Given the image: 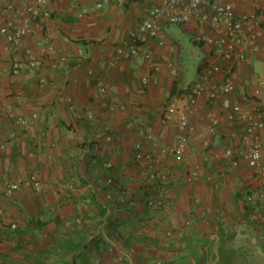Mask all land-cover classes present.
Returning <instances> with one entry per match:
<instances>
[{"label": "crops", "instance_id": "obj_1", "mask_svg": "<svg viewBox=\"0 0 264 264\" xmlns=\"http://www.w3.org/2000/svg\"><path fill=\"white\" fill-rule=\"evenodd\" d=\"M158 1L125 0L123 4H109L93 14L77 17L78 9L89 4V0H49L47 7L52 11L51 17L34 22L33 34L26 36L23 42L36 54L39 40L53 44L54 49L43 57L40 70L11 75L0 69V146H3L0 147V179H15L32 172L43 182L38 190L21 187L9 196L2 195L0 185V208L4 212L1 242L17 248L25 243L29 248L34 247L35 244H29L30 238L15 233L34 224L23 222V214H39L41 218L49 208L53 210L60 205L62 221L73 223L74 218L82 217L92 223L95 219L90 216L101 212L103 224L113 225L112 213L105 209L101 200V197L104 199L102 164L110 160L115 169L124 174L123 181H117L120 188L132 187L127 191L137 193L135 198L142 200V209L146 212L157 210L144 205L148 193L161 195V189L164 193L169 191L162 195L164 206L158 211L169 221L163 219L165 228L174 232L169 238L174 249L172 263L264 262V199L256 198L264 176L257 181L258 176H253L250 168L231 167L218 154L225 145L237 141V126L225 120L219 106L216 110L220 123L212 137L221 136L222 143L213 147L212 152L217 153L202 155L201 142L208 138L211 110L204 96L198 99L189 117L195 131L188 140L184 160L174 163L171 156L160 155L159 167L168 174L165 186L160 188L157 182L143 186L146 182L142 179H146L147 171L134 159V143L141 141L142 148L152 153H157L161 147L173 146L176 116L162 122L165 99L169 94L181 107L185 103L183 96L187 84L195 79L200 66L211 60L209 48L195 39L193 22L183 25L164 22L163 45L140 34L141 42L151 51L149 62L118 59L114 65H109L113 50L142 19L144 8ZM217 1L231 3L236 13L256 12L264 20V0ZM10 56L0 37V66ZM151 62L158 64L160 69L146 86H142L140 79L148 73ZM171 65L175 68L174 74ZM88 68L92 69L91 75L87 73ZM235 71L237 90L232 93V99L239 96L238 87H244L250 96L256 97L257 76L264 71L263 53L248 52L246 61L235 64ZM189 72L192 76L186 80ZM37 73L48 78V84L42 89L37 86ZM215 77H221L219 72ZM95 78L114 86L115 93L109 101L123 105L122 108L107 110L96 95ZM65 98L73 104V110L68 108ZM86 110L94 112V126L86 120ZM33 113H37L36 118L31 117ZM17 116L26 118L24 126L14 122ZM146 125L152 128L150 139L144 138L139 131ZM106 132L112 136L109 142L102 137ZM261 139L264 163V134ZM180 164L184 167L176 168ZM192 168L200 172V179L189 182L185 179L186 171ZM226 170L233 174H224ZM206 173L212 174V182L204 180ZM248 194H252L253 203L246 200ZM135 206H139L137 200ZM182 215L184 221L191 218L190 225L178 224ZM150 217L156 216L145 214L143 219L145 222L158 221V218L148 220ZM10 221L17 222L14 231L7 228ZM88 224L77 227L82 229ZM6 232L16 236L8 237ZM210 244L214 250L209 255ZM4 252L0 250V262ZM12 264L31 263L17 259Z\"/></svg>", "mask_w": 264, "mask_h": 264}, {"label": "built area", "instance_id": "obj_2", "mask_svg": "<svg viewBox=\"0 0 264 264\" xmlns=\"http://www.w3.org/2000/svg\"><path fill=\"white\" fill-rule=\"evenodd\" d=\"M89 4L81 6L77 11V17L93 14L109 4H123L125 0H89ZM49 0H0V37L5 43V48L11 56L8 61L0 66L1 71L11 75L21 73H35L43 64V57L52 52L54 46L50 42L39 40L38 53H34L23 42L26 36L33 34L32 24L44 18H49L52 11L47 7ZM183 25L189 22L195 24V39L209 48L211 60L204 62L197 71L196 77L185 88V103L178 107L175 97L167 95L161 116L162 122H167L173 115L176 116V131L174 133V144L171 147H161L157 153L145 151L141 141L134 143V159L141 162L146 168V177L150 182L160 184L167 182V171L161 167L160 155L171 156L174 163H181L185 158L188 140L195 131L189 117L198 103V99L204 96L210 104L211 111L208 118V138L201 142V148L208 153L212 152L211 138L217 132L219 118L216 106L224 112L225 120L230 125L237 126V141L225 145L218 153L227 163L234 168L244 165L250 168L259 178L264 175L262 134H264V71L257 76V95L250 96L244 87L239 88V96L233 100L231 95L237 90L235 64L247 60L248 52H262L264 55V20L256 12L236 13L231 3L217 0H160L148 4L144 8L142 19L128 32L125 41L113 50L109 65H114L118 59L148 61L151 60V51L148 46L141 42L140 34H145L153 39L158 45H163L161 36L163 23ZM63 58L62 60H65ZM171 67V73L175 68ZM160 66L150 63L149 71L142 76L140 83L146 86L150 79L159 71ZM221 77L217 79L216 73ZM88 75L92 69H87ZM37 86L42 89L48 84V78L44 74L37 73ZM93 84L96 95L108 111L112 112L123 105H116L109 101V97L115 93L113 85L101 78H95ZM68 108L74 109L69 99ZM37 117V113L31 115ZM85 118L91 126L96 124V117L92 110L85 111ZM26 118L17 116L14 122L19 126L26 124ZM239 129V130H238ZM140 134L151 138L152 128L146 125L141 128ZM105 141H111L109 132L103 133ZM3 147V146H0ZM103 177L101 186L106 200H113L118 195L119 200L125 201V196L117 192L120 190L118 178L122 177V171H117L110 160L102 164ZM185 179L189 182L200 179V172L196 168L186 171ZM206 182H212L210 173L204 174ZM2 195L9 196L21 187H30L35 190L43 186L41 179L30 172L15 179L1 178ZM256 198L264 199V181L256 193ZM249 203H253L252 194L246 196ZM165 198L162 194L148 193L144 198V205L148 208L162 210ZM135 205L136 200L129 202ZM109 212L110 206H105ZM4 214L0 208L1 218ZM86 221L82 217H76L73 223L82 226ZM158 222V221H157ZM71 222L64 220L63 224L68 226ZM186 225L191 224V219H185ZM7 228L14 231L17 228L15 221H10ZM142 234L147 235L146 229L142 228ZM173 230L165 228V238H172ZM150 236L152 234H149ZM156 235V234H155ZM95 234H90L88 240H92Z\"/></svg>", "mask_w": 264, "mask_h": 264}, {"label": "rangeland", "instance_id": "obj_3", "mask_svg": "<svg viewBox=\"0 0 264 264\" xmlns=\"http://www.w3.org/2000/svg\"><path fill=\"white\" fill-rule=\"evenodd\" d=\"M199 59L200 56L195 60L194 68L197 66ZM188 74L186 80H189L192 76V72ZM221 140L222 137L219 135L212 137L210 147L219 146L222 143ZM201 151L204 150L201 149ZM201 153L202 155L211 154L207 151ZM182 166L183 164H180L176 168ZM186 167H188V165ZM223 172L226 175L233 174V172L229 170ZM253 176H256V174L253 173ZM123 178L124 174L122 173V177L118 178V182H120L119 180L123 181ZM142 181L146 182L143 186L151 184L147 177L146 179H142ZM257 181H260L259 177ZM157 184L161 185L160 188H162L165 186L166 182L162 184L157 182ZM259 187H261V185ZM127 188H129V190L133 189L126 185V187L117 191L125 196V201L123 202L119 200L117 194H115L116 197L113 200H106L101 197L103 204L111 208L110 213H112L113 216L111 224L113 225L103 224L104 220L100 219L102 215L100 214L101 212H99L96 215L93 214L92 217L90 216L91 219H95L92 223L89 221L85 222L90 224H88V227L86 226L79 229L73 223L65 226L62 221L61 205L59 208L53 210L49 208L47 212L41 214V218H39V214L33 215L32 213L29 215L27 212L24 213L22 221H31L34 224L32 226L28 225L29 227L15 233L24 234L28 239L30 238L29 244H35V246L29 248L25 243L23 247L17 248L16 245L0 241V250L5 251V255L2 257L3 261L0 262V264H5V262H10L12 264L17 259H25L31 264H53L57 260L62 259L68 262L70 261L71 254L62 255V242L68 245L71 244L74 246V250L78 247L75 246V244H84L82 248H77V250H79L77 253H74L77 250L73 251L75 264H174L171 261L174 252L173 247H171V241L163 235V231L166 227L165 222H169L168 219H165L166 216L162 213L161 216L158 209L151 210L149 213L146 212V209H142V200L135 198L137 193L127 191ZM164 191L165 190L161 189V192H163L162 195L169 192L166 191L164 193ZM130 200H137L139 206L136 207L130 204ZM162 212L164 213V211ZM145 214L156 216L147 219L158 218V222L156 220L145 222L143 219ZM182 218L183 215L179 216L178 224H185ZM163 219L166 221L164 222ZM20 221L21 220H19V222ZM67 221L71 222V220ZM23 222H20V224H23ZM142 228L146 229L147 235L141 233ZM90 234H95V236L89 243H86ZM149 234L152 235L150 236ZM6 236H16V234L14 235L11 232H6ZM126 242L129 244L126 245ZM212 247V244H210L207 254L210 255L212 250H214ZM260 264H264V262H260Z\"/></svg>", "mask_w": 264, "mask_h": 264}, {"label": "trees", "instance_id": "obj_4", "mask_svg": "<svg viewBox=\"0 0 264 264\" xmlns=\"http://www.w3.org/2000/svg\"><path fill=\"white\" fill-rule=\"evenodd\" d=\"M89 241L90 240H88L87 239V241H86V243L88 242L89 243ZM128 243L126 242V245H127ZM75 246H78L77 248H82L83 246H84V244L83 245H78V244H75ZM61 247H62V255H69V254H71V256H70V261H65L64 259H62V260H57L56 262H54L53 264H75V256H74V254H73V251H76L77 250V248L74 250V246H72L71 244H65V242H62V245H61ZM79 250H77L76 252H74V253H77ZM40 254H42L41 252H39Z\"/></svg>", "mask_w": 264, "mask_h": 264}]
</instances>
